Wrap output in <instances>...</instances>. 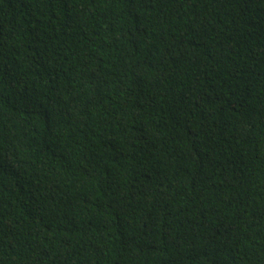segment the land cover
Wrapping results in <instances>:
<instances>
[{"label": "trees", "instance_id": "obj_1", "mask_svg": "<svg viewBox=\"0 0 264 264\" xmlns=\"http://www.w3.org/2000/svg\"><path fill=\"white\" fill-rule=\"evenodd\" d=\"M0 264H264V0H0Z\"/></svg>", "mask_w": 264, "mask_h": 264}]
</instances>
